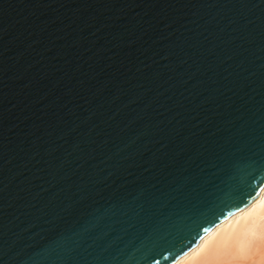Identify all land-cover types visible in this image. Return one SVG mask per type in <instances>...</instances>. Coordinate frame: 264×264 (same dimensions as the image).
Here are the masks:
<instances>
[{
  "label": "water",
  "instance_id": "obj_1",
  "mask_svg": "<svg viewBox=\"0 0 264 264\" xmlns=\"http://www.w3.org/2000/svg\"><path fill=\"white\" fill-rule=\"evenodd\" d=\"M264 188V0H0V264H170Z\"/></svg>",
  "mask_w": 264,
  "mask_h": 264
},
{
  "label": "bare ground",
  "instance_id": "obj_2",
  "mask_svg": "<svg viewBox=\"0 0 264 264\" xmlns=\"http://www.w3.org/2000/svg\"><path fill=\"white\" fill-rule=\"evenodd\" d=\"M170 264H264V188Z\"/></svg>",
  "mask_w": 264,
  "mask_h": 264
},
{
  "label": "snow or ice",
  "instance_id": "obj_3",
  "mask_svg": "<svg viewBox=\"0 0 264 264\" xmlns=\"http://www.w3.org/2000/svg\"><path fill=\"white\" fill-rule=\"evenodd\" d=\"M201 239H203V237H201ZM189 251H191V249H189ZM185 255H187V253H185Z\"/></svg>",
  "mask_w": 264,
  "mask_h": 264
}]
</instances>
